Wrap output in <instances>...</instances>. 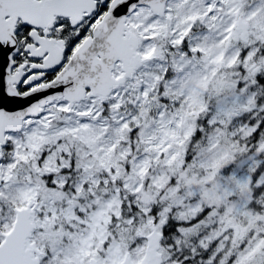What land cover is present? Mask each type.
<instances>
[{"label": "snow or ice", "instance_id": "snow-or-ice-1", "mask_svg": "<svg viewBox=\"0 0 264 264\" xmlns=\"http://www.w3.org/2000/svg\"><path fill=\"white\" fill-rule=\"evenodd\" d=\"M0 264H264V0H0Z\"/></svg>", "mask_w": 264, "mask_h": 264}]
</instances>
